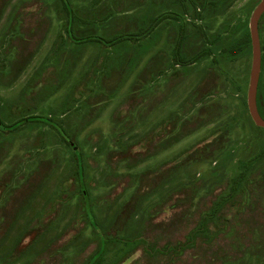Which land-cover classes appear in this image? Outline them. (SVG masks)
<instances>
[{
    "label": "rangeland",
    "instance_id": "374dc122",
    "mask_svg": "<svg viewBox=\"0 0 264 264\" xmlns=\"http://www.w3.org/2000/svg\"><path fill=\"white\" fill-rule=\"evenodd\" d=\"M261 1L0 0V119L9 126L49 118L79 148L97 228L111 237L95 264H264V245L256 248L253 235L264 226V188L236 197L234 223L213 235L211 246L201 242L176 260L142 257L144 247H163L194 230L197 212L211 206L213 191L237 177L251 154L262 153L264 164V131L248 109L250 21ZM156 18L162 20L144 40L97 42L141 33ZM259 37L257 104L264 119V15ZM150 133L143 156L118 153V135L130 149ZM202 145L193 156L201 162L163 181L168 171L144 176L155 192L128 205L140 189L138 176L173 166ZM195 179H204L201 200L155 213L153 205L179 181ZM181 210L189 216L177 215ZM149 224L146 243L130 244ZM95 228L78 194L73 150L61 136L44 123L15 132L0 126V264H90L101 251Z\"/></svg>",
    "mask_w": 264,
    "mask_h": 264
},
{
    "label": "trees",
    "instance_id": "16d2710c",
    "mask_svg": "<svg viewBox=\"0 0 264 264\" xmlns=\"http://www.w3.org/2000/svg\"><path fill=\"white\" fill-rule=\"evenodd\" d=\"M161 18H156L152 21L149 28L141 33H128L122 36H118L114 38L112 41H106L103 39L98 38L97 42H100L104 45H114V44H120L122 42L126 41H140L148 38L152 35L154 30L157 28L158 24L161 22ZM181 37L179 38V43L177 46V58H179V52L183 40L184 30H182ZM180 64H193L195 61H190L189 63H184L183 61L179 60ZM189 103L188 101L185 102L184 106H187ZM28 123H44L50 128H53L63 139V141L73 150V154L75 156V164H76V177H77V185H78V194L81 197L84 207H85V217L87 221L93 225V227H96L95 229H98V236L101 240L100 246L101 251H99V255H96L90 264H95V262L98 263L100 260L99 258L102 256L105 247L107 246V243L111 237L110 235L103 233L100 231L99 228H97L98 223L96 221L95 215L93 213L94 208V202L90 193V189L92 186V180L88 179L85 171V165L83 162V156L79 150V148L75 145V143L70 139L67 132L57 124V122H53L51 119L34 116V117H28L24 118L12 125H4L0 119V126L4 131H11L15 132L19 128L25 126ZM231 128H233V125H231ZM230 129V127H229ZM258 130L264 131V129L257 127ZM157 130V129H156ZM228 132V128H225L222 130V134L224 132ZM153 136L154 133H150L149 135H146L144 138H142L138 143H134L132 147H129L130 149H125L126 146H121L120 143V135H118L115 139V145L118 150V153H128V151L136 153L135 150H138L136 154L134 155H142L145 154V150H148L147 145L151 144L153 142ZM211 143L205 144L206 146H209ZM202 145L198 147L196 150L191 151L190 154L185 153L179 158L175 160V164L172 166V164L168 163L165 167L158 170V172H154L152 174L146 173L145 175L141 174L140 176L136 177H129V180L131 181L133 178H136L137 182L141 181V185L138 184L140 187L138 192H134L133 195L130 196L131 200L128 203V205H131L134 203H140L141 198L147 197L149 194L154 193V186L156 184H148V187L146 188V185H143V177L150 179L152 178L151 175L156 176V174H164V172L168 171V174H164L160 179L163 181L164 177L169 175V172H172L175 170V172H179L182 168H187L188 166H192L193 164L199 163L201 161H195L193 156L195 153L199 152L198 154H202L204 150V146ZM142 152H140L141 150ZM126 150V151H124ZM264 152V150H263ZM143 153V154H141ZM253 153V152H252ZM130 154V153H128ZM254 154V153H253ZM257 153V155L252 157V154L250 155V159L246 160L243 164L241 163L240 173L235 178L225 179V187H223V193L221 194L220 189H216L212 193L215 200H213L211 206L206 210H200L197 213L199 214L197 221L195 222L196 226L194 230H191V232L187 233L184 237L178 238V240L173 242L166 243L163 247L161 246H154L152 248L150 247H144L142 249V257L149 256L152 259H161V257L168 256V259H180L181 256H184L185 253L189 252L190 250H193V248L199 247L201 242L207 243L209 246H211V241H213L212 236L216 233H224L225 230L230 229L231 225L234 223L233 220H231V213L232 210H236V197L239 196V198L245 199L247 195H245L249 191H256L259 192L261 189L264 188V183L262 182L264 180V164L261 163V155ZM132 155V154H131ZM138 155V156H139ZM122 162L119 161V163ZM173 167V168H172ZM166 168V169H165ZM172 168L170 171L169 169ZM262 169L259 173H257V179H252V173L254 171H257L259 169ZM219 171V169H216ZM258 172V171H257ZM171 175V174H170ZM169 177V176H168ZM261 179V180H260ZM196 180V179H195ZM114 184H116L114 182ZM136 184V183H135ZM204 179L200 180H183L179 181L177 183V187H175L173 190H171L169 193L165 195V197H162L160 202H156L152 207L156 209V214H163V212L171 207L176 209H183L189 207L191 204H193V199H200L203 198V192H205V188H203ZM98 186V185H97ZM145 187V188H144ZM130 186L124 188L128 190ZM124 191L122 192L124 194ZM143 193H142V192ZM216 191L218 192L216 194ZM140 192V194H139ZM121 194L115 196L120 197ZM121 197H124L121 195ZM121 199V198H120ZM119 199V200H120ZM205 199V198H204ZM146 200V199H145ZM145 202V201H144ZM199 203V202H198ZM127 207V206H126ZM129 208V207H128ZM129 213L131 210L127 209ZM185 210H181L177 212V215L181 214L184 217H187L188 214L184 213ZM196 213V214H197ZM189 216V215H188ZM152 220V219H151ZM150 220V222H151ZM155 220V219H154ZM154 223V222H153ZM156 225V224H155ZM153 225V227H155ZM150 224L146 227L145 231H142L139 236H135L132 240L129 241L130 244H135L136 247L139 245V241H143L146 243V240L149 238L148 233V227ZM253 235L257 236V239H255V246L256 248L262 247L264 245V226H255L253 230ZM140 242V243H141ZM134 254L137 252L134 249ZM132 252V253H133ZM213 258V257H212ZM229 263V262H228ZM228 263H222V264H228ZM232 263V262H231Z\"/></svg>",
    "mask_w": 264,
    "mask_h": 264
},
{
    "label": "water",
    "instance_id": "95a60500",
    "mask_svg": "<svg viewBox=\"0 0 264 264\" xmlns=\"http://www.w3.org/2000/svg\"><path fill=\"white\" fill-rule=\"evenodd\" d=\"M264 15V0L254 10L250 21V35L252 44V68L248 89V109L255 125L264 129V119L261 117L257 104V93L261 72V45L259 37V23Z\"/></svg>",
    "mask_w": 264,
    "mask_h": 264
}]
</instances>
